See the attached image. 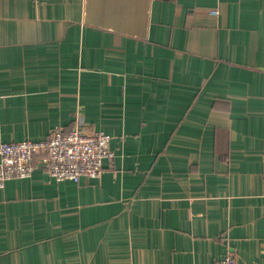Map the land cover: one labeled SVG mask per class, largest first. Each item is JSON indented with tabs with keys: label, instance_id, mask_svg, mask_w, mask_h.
<instances>
[{
	"label": "crops",
	"instance_id": "0c3cea01",
	"mask_svg": "<svg viewBox=\"0 0 264 264\" xmlns=\"http://www.w3.org/2000/svg\"><path fill=\"white\" fill-rule=\"evenodd\" d=\"M76 127L113 158L7 181L0 264H264V0H0V142Z\"/></svg>",
	"mask_w": 264,
	"mask_h": 264
},
{
	"label": "built area",
	"instance_id": "2783aa9c",
	"mask_svg": "<svg viewBox=\"0 0 264 264\" xmlns=\"http://www.w3.org/2000/svg\"><path fill=\"white\" fill-rule=\"evenodd\" d=\"M210 14L216 15V11ZM111 139L102 131L76 127L66 133L54 128L42 141L0 142V189L9 180L28 178L35 157L39 158L48 178L55 182L98 179L103 172V162L114 156L109 147ZM217 264L240 263L235 251L229 248Z\"/></svg>",
	"mask_w": 264,
	"mask_h": 264
},
{
	"label": "bare ground",
	"instance_id": "6f19581e",
	"mask_svg": "<svg viewBox=\"0 0 264 264\" xmlns=\"http://www.w3.org/2000/svg\"><path fill=\"white\" fill-rule=\"evenodd\" d=\"M100 130V129H99ZM218 263V262H217Z\"/></svg>",
	"mask_w": 264,
	"mask_h": 264
}]
</instances>
